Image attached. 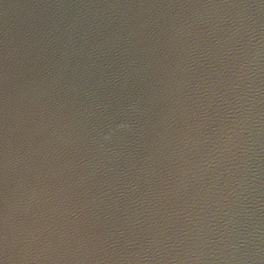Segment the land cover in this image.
Returning <instances> with one entry per match:
<instances>
[{"label": "water", "instance_id": "95a60500", "mask_svg": "<svg viewBox=\"0 0 264 264\" xmlns=\"http://www.w3.org/2000/svg\"><path fill=\"white\" fill-rule=\"evenodd\" d=\"M0 264H264V0H0Z\"/></svg>", "mask_w": 264, "mask_h": 264}]
</instances>
